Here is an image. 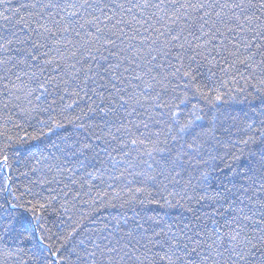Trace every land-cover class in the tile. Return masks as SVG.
I'll use <instances>...</instances> for the list:
<instances>
[{"label": "snow or ice", "instance_id": "obj_1", "mask_svg": "<svg viewBox=\"0 0 264 264\" xmlns=\"http://www.w3.org/2000/svg\"><path fill=\"white\" fill-rule=\"evenodd\" d=\"M0 264H264V0H0Z\"/></svg>", "mask_w": 264, "mask_h": 264}]
</instances>
